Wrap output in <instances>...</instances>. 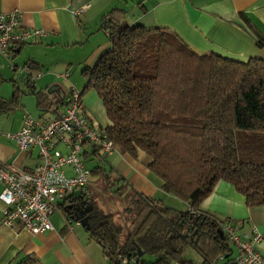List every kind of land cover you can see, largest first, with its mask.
<instances>
[{"label": "trees", "instance_id": "1", "mask_svg": "<svg viewBox=\"0 0 264 264\" xmlns=\"http://www.w3.org/2000/svg\"><path fill=\"white\" fill-rule=\"evenodd\" d=\"M101 26L108 46L92 68L82 70L80 94L92 90L101 101L113 151L131 158L142 152L160 190L188 209L172 210L124 186L94 148L91 155L100 163L93 172L101 174L105 189L128 191L125 216L116 220L104 213L91 196L77 200L71 195L57 207L65 219L78 217L68 206L91 207L85 231L107 264H193L181 259L186 247L200 264H215L220 256L229 261L233 248L222 226L231 221L198 206L218 181L239 193L246 207L264 205V157L260 163L241 161L236 140L242 134L264 136V59L199 53L165 27L128 26L116 8L101 17ZM253 32L256 47L264 48V37ZM11 83V97L0 99V112L19 96L17 83ZM32 94L38 108L51 106L46 95ZM144 255L154 261L142 260ZM14 264L41 263L26 255Z\"/></svg>", "mask_w": 264, "mask_h": 264}, {"label": "crops", "instance_id": "2", "mask_svg": "<svg viewBox=\"0 0 264 264\" xmlns=\"http://www.w3.org/2000/svg\"><path fill=\"white\" fill-rule=\"evenodd\" d=\"M115 8L123 11L128 26L165 27L199 53L212 51L240 60L264 59V48L256 47L253 32L264 37V0H0L1 14L16 11L21 28L41 29L44 33L36 42L12 48L8 58L0 56V75L3 71L8 73L11 93L12 81L19 89L17 101L0 112V132L19 130L24 112L39 123L54 118L51 106L38 108L33 94L31 97L21 94L22 86L29 87L33 79L32 93L47 97L63 95L69 87L79 86L78 90H82L85 84L82 70L92 68L108 46L101 17ZM11 71L19 74L17 80ZM63 73L65 79L60 77ZM80 110L98 126L107 125L100 100L80 97ZM85 146L80 157L91 155V151L84 150ZM54 150L67 153L61 143H56ZM105 161L121 177L124 186L159 199L172 210L188 209L187 204L160 190V180L148 171L149 160L142 152L131 158L113 151ZM40 163L36 147L21 152L14 142L0 138V165L30 172ZM62 171L66 176L72 175L69 166ZM3 207L0 201V209ZM198 209L217 219H229L240 235H249L254 230L264 237V205L246 207L242 196L224 181L214 185ZM49 221L51 230L35 235L0 224V264H14L26 255L34 256L41 264H107L101 249L88 239L84 228L78 224L65 226L60 208L51 213ZM254 250L264 257V240Z\"/></svg>", "mask_w": 264, "mask_h": 264}, {"label": "built area", "instance_id": "3", "mask_svg": "<svg viewBox=\"0 0 264 264\" xmlns=\"http://www.w3.org/2000/svg\"><path fill=\"white\" fill-rule=\"evenodd\" d=\"M43 34L41 29L21 28L16 11L0 13V56L8 58L12 48L36 42ZM60 77L65 79L66 73ZM80 96L74 87L60 96L49 95L55 115L52 120L39 123L24 112L19 130L0 132L1 139L14 142L21 152L36 147L41 160L30 172L0 165V201L4 205L0 209V224L3 226L31 235L41 234L51 230L49 216L57 210V201H64L76 191L83 199L90 197L86 188L90 172L81 163L82 147L89 145L106 157L113 148L105 130L81 112ZM56 143L64 145L67 153L54 150ZM64 166L72 169L71 176L64 175ZM73 224L77 222L65 219L66 227ZM222 227L233 248V258L227 261L220 256L215 264H264V257L254 250L255 245L264 240L262 235L254 230L249 235H240L231 222H223Z\"/></svg>", "mask_w": 264, "mask_h": 264}, {"label": "rangeland", "instance_id": "4", "mask_svg": "<svg viewBox=\"0 0 264 264\" xmlns=\"http://www.w3.org/2000/svg\"><path fill=\"white\" fill-rule=\"evenodd\" d=\"M11 69V65L9 67ZM13 79L17 80L19 74H16V71L13 72ZM15 74V75H14ZM8 73L2 72L0 75L1 83H0V99L8 98L11 96V86L9 83L10 78L8 77ZM32 84L29 87L22 86L21 94H24V97H31L32 92H34L35 80H32ZM32 86V87H31ZM32 88V89H31ZM70 88V87H69ZM80 88L77 86L76 90ZM80 92V91H79ZM83 99L91 97L95 98L96 101H99V98L92 90H85L82 92L81 96ZM1 105V104H0ZM238 150H239V159L245 162L251 163H260L264 157V136L261 135H247L242 134L236 137ZM84 150L87 152L91 151V147L86 145ZM81 163L83 167L89 171H92L89 176V181L86 186L87 191L90 193L94 204L100 208L104 213H111L115 216L116 220H118V216L124 217V196L128 192L123 188L118 189L115 193V187L111 188L109 191L105 189V182L101 178V174L98 172H93V169L96 166H99L98 158H95L92 155L89 156H81ZM237 193V192H236ZM239 194V193H237ZM122 224V222H121ZM124 232V228L122 233ZM181 259L189 260L193 264L200 263L199 256L192 249L186 247L181 253ZM142 260L146 262H153L154 258L152 256L144 255Z\"/></svg>", "mask_w": 264, "mask_h": 264}, {"label": "water", "instance_id": "5", "mask_svg": "<svg viewBox=\"0 0 264 264\" xmlns=\"http://www.w3.org/2000/svg\"><path fill=\"white\" fill-rule=\"evenodd\" d=\"M52 88H55V86H52ZM46 93L49 94L50 91L48 90ZM73 196L77 200H81L82 199V197H81V195H80V193L78 191L74 192ZM68 207L71 209L72 212H74V213H76L78 215V217H74V215H72L71 219L74 222H77V224L80 227H82L85 230H87V228H88L87 216H84V214L87 213L91 209V207L90 206H83L80 203L77 204V205H74V206L72 205V206H68Z\"/></svg>", "mask_w": 264, "mask_h": 264}, {"label": "bare ground", "instance_id": "6", "mask_svg": "<svg viewBox=\"0 0 264 264\" xmlns=\"http://www.w3.org/2000/svg\"><path fill=\"white\" fill-rule=\"evenodd\" d=\"M65 167V166H64ZM63 169V168H62ZM63 172V171H62ZM65 175V174H64ZM66 176V175H65Z\"/></svg>", "mask_w": 264, "mask_h": 264}, {"label": "flooded vegetation", "instance_id": "7", "mask_svg": "<svg viewBox=\"0 0 264 264\" xmlns=\"http://www.w3.org/2000/svg\"><path fill=\"white\" fill-rule=\"evenodd\" d=\"M84 216H86V213L84 214Z\"/></svg>", "mask_w": 264, "mask_h": 264}]
</instances>
